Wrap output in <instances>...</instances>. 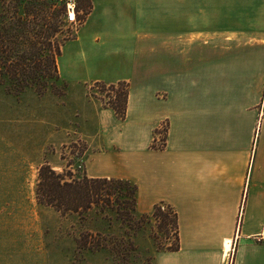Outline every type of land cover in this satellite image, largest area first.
Wrapping results in <instances>:
<instances>
[{
    "label": "crops",
    "instance_id": "crops-1",
    "mask_svg": "<svg viewBox=\"0 0 264 264\" xmlns=\"http://www.w3.org/2000/svg\"><path fill=\"white\" fill-rule=\"evenodd\" d=\"M91 2L58 59L65 96L0 92V264H47L38 168L65 169L76 139L88 177L137 185V214L177 211L180 249L153 264H226L235 245L233 264H264V0ZM88 81L128 82L125 120Z\"/></svg>",
    "mask_w": 264,
    "mask_h": 264
},
{
    "label": "trees",
    "instance_id": "trees-1",
    "mask_svg": "<svg viewBox=\"0 0 264 264\" xmlns=\"http://www.w3.org/2000/svg\"><path fill=\"white\" fill-rule=\"evenodd\" d=\"M36 1V6L26 5L23 16H15L16 20H12L9 25L4 24L0 29V86L6 83L15 93L33 86L42 94L48 88H55V84L60 81L57 58L61 55L62 45L56 41V37L63 26L65 8L57 0ZM88 7L91 9L90 3ZM101 85L115 92L114 96H108L109 101L104 103V107L112 109L119 120H125L128 82ZM117 86L121 87L118 88L120 90H116ZM57 93L63 92L57 90ZM167 131L168 127L166 134ZM165 143L166 138L162 147L153 145L152 148L162 149ZM137 190V185L127 179L93 178L86 174L74 178L70 171L59 172L45 161L38 169L36 197L40 205L51 207L62 215L97 208L100 211L111 210L119 219L131 224L136 222ZM166 209L168 211L164 212ZM170 215L173 216L175 242L159 251L173 252L180 249L177 211L164 202L153 207L152 216L161 218V227L169 224L167 220ZM92 237L93 234L81 235L78 244L89 247L90 251L106 248V243H91Z\"/></svg>",
    "mask_w": 264,
    "mask_h": 264
},
{
    "label": "rangeland",
    "instance_id": "rangeland-1",
    "mask_svg": "<svg viewBox=\"0 0 264 264\" xmlns=\"http://www.w3.org/2000/svg\"><path fill=\"white\" fill-rule=\"evenodd\" d=\"M77 1L79 24L70 25L67 23L65 21V11L62 17L63 26L61 32L56 37V41L62 45L61 54L64 44L76 37L80 25L89 14V3L92 7L91 0ZM57 2L61 4L59 0ZM26 5L34 7L37 5V1L0 0V29L4 24L9 25L12 20H16L15 16H23ZM199 42L201 41L197 43ZM60 56L57 58V66ZM99 82L104 85H110L103 81H88L83 86L86 88L87 96L92 100H97L104 107V103L109 101L108 96H114L115 92L109 91L108 87L104 88ZM118 88L121 87L117 86L116 90H120ZM37 90L36 87L31 86L22 92L15 93V91L7 87L6 83L0 86V92H3V94L20 96L23 92H29L39 98L48 94L62 98L69 91V86L67 81L63 80L60 75V81L55 84V88H48L42 94ZM57 90L63 93H57ZM76 90L77 88L74 91H70V95L73 98H76L74 94ZM167 127L168 124L164 122L160 129L157 130L158 133L156 132L155 135L158 141L155 140L153 144L156 147L163 146ZM76 132L73 129L71 133L75 134ZM86 147L85 141H77L76 139V141L74 140L73 143L60 150V161L63 160L62 163L66 165V168L63 170L70 171L74 178H79L86 174L84 158L82 157ZM52 149L51 147L48 148V153H51ZM55 170L63 172V170ZM43 208L47 212L46 214L44 213L43 221L46 231L47 264H153L152 260L155 253L161 248L171 246L175 242L172 226L173 216L171 215L167 220L169 224L161 227V218L152 216V212L140 215L136 211V222L129 224V222L119 219L116 213L111 210L100 211L97 208H93L83 213L71 212L62 215L51 207L44 206ZM166 211L168 210L166 209L164 212ZM144 215H148V217ZM85 234H93L94 237L90 238L91 243H106V248L99 251H90L89 247H82L78 244V241L81 235ZM113 247L115 253H113ZM235 248L236 245L233 249L234 251ZM233 250L230 253L232 260H234Z\"/></svg>",
    "mask_w": 264,
    "mask_h": 264
},
{
    "label": "built area",
    "instance_id": "built-area-1",
    "mask_svg": "<svg viewBox=\"0 0 264 264\" xmlns=\"http://www.w3.org/2000/svg\"><path fill=\"white\" fill-rule=\"evenodd\" d=\"M59 1L65 7V21L70 25L79 24L80 21L78 19V10H77L78 1L77 0H59ZM255 238L259 242L262 241L264 242V226L262 227L261 231L258 234H256ZM226 260H227L226 264H231V262H233L231 255H227Z\"/></svg>",
    "mask_w": 264,
    "mask_h": 264
}]
</instances>
